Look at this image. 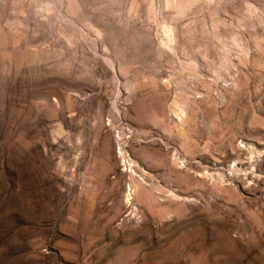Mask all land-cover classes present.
Returning <instances> with one entry per match:
<instances>
[{"label":"rangeland","instance_id":"1","mask_svg":"<svg viewBox=\"0 0 264 264\" xmlns=\"http://www.w3.org/2000/svg\"><path fill=\"white\" fill-rule=\"evenodd\" d=\"M0 264H264V0H0Z\"/></svg>","mask_w":264,"mask_h":264}]
</instances>
